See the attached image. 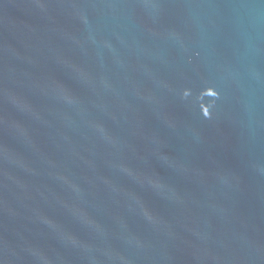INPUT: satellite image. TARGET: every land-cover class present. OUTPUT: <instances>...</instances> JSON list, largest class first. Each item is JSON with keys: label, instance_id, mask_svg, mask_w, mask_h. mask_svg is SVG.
Instances as JSON below:
<instances>
[{"label": "water", "instance_id": "water-1", "mask_svg": "<svg viewBox=\"0 0 264 264\" xmlns=\"http://www.w3.org/2000/svg\"><path fill=\"white\" fill-rule=\"evenodd\" d=\"M0 264H264V0H0Z\"/></svg>", "mask_w": 264, "mask_h": 264}]
</instances>
